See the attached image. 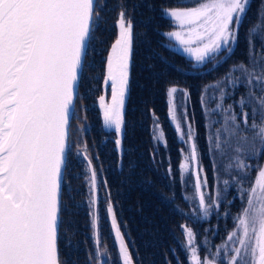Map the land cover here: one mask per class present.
<instances>
[{"label":"snow or ice","instance_id":"1","mask_svg":"<svg viewBox=\"0 0 264 264\" xmlns=\"http://www.w3.org/2000/svg\"><path fill=\"white\" fill-rule=\"evenodd\" d=\"M250 6L251 0H199L193 7L164 9L165 15L180 29L165 35L194 58L191 70H205L208 64L214 70L234 54ZM97 7L96 0H0V264H78L74 259L77 249L71 247V237L64 231V214L75 215L79 204L65 174H71L75 167L72 122L80 119L76 105L84 97L79 89L92 67L88 53L94 33L100 27ZM115 27L118 35L104 62L105 93L98 101L103 126L115 130V145L123 153L125 103L130 90L136 33L132 19L123 9ZM262 28L264 0L257 9V22L250 25L246 36L248 61L234 63L221 80L205 89H212L213 94L219 91L220 103L213 111L222 109L225 113L222 127L207 137L210 151L228 160L225 171L230 172L233 167L238 170L233 183L239 186L246 204L235 217V230L227 237L232 246H223V260L227 264H264V165H256L254 181L244 188L243 181L253 166L242 158L264 159V55L259 59L253 55L255 44L251 35ZM259 42L264 52V35ZM225 84L233 90L240 84L247 86L246 95L234 101L239 106V116L233 104L224 107L226 95H230L224 90ZM178 92L182 94L179 105L182 107L183 100L190 96L188 90L175 84L166 88L168 114L179 138L189 147L179 164L180 180L188 174L194 176L195 195L184 199L197 201L202 216L196 217V221L206 220L211 209L219 208L221 192L217 188L213 197L205 190L208 176L201 167L192 125H187V131L182 126L176 101ZM154 127L159 129L154 139L167 146L163 129L158 123ZM77 155L84 157L90 172L87 204L91 209L96 248L88 264H96L97 258L108 255L101 243V182L86 142ZM168 171L171 172V167ZM215 183H218L216 177ZM106 184L105 180V189ZM229 184L228 179L223 181L225 190ZM65 194L72 204L65 203ZM104 205L116 241V264H138L129 250L115 205L108 198L104 199ZM179 227L188 264H223L218 259L220 249L213 254L215 258L201 256L198 233L187 224ZM62 238H66L63 254ZM99 264L112 262L100 259Z\"/></svg>","mask_w":264,"mask_h":264},{"label":"trees","instance_id":"2","mask_svg":"<svg viewBox=\"0 0 264 264\" xmlns=\"http://www.w3.org/2000/svg\"><path fill=\"white\" fill-rule=\"evenodd\" d=\"M96 2L105 24L94 33L95 39L91 42L88 53V63L92 67L79 89L84 98L77 102L76 110L82 118V124L79 122L76 126L79 119L72 122V133L76 141V148L72 150V163L75 167L71 174L65 175L71 184L72 194L79 208L74 210L76 214L71 217L64 214V231L71 237V247L77 249L74 259L78 264H88L96 248L94 237L90 235L92 227L86 214L90 209L87 204L89 198L87 177L90 175L85 160L82 155H77V152L84 147L85 142L87 145L91 142L88 136L91 127L100 130V119L95 114L96 96L102 90L104 62L109 46L116 36V19L123 9L133 21L136 39L125 115L121 168L113 142L101 148L103 155L101 159L104 162L94 164L95 166L98 164V173L104 172V168L109 170L107 181L111 200L134 260L138 261V264H177V261L188 264L186 250L181 244L184 236L179 225L187 224L198 233L197 240L202 248L200 254L207 256L211 249L219 246L231 231L235 230V217L246 204L240 193L237 194L234 187H231L224 197L220 198L218 209H211V214L206 220H195L196 217L202 216L197 201L184 199V196H194L195 188L192 186L191 178L186 175L183 181L180 180L179 169L183 155L189 147L179 138L168 114L166 88L175 84L190 93L186 100V118L195 131L198 151L201 154V167L208 176L205 190L215 197V161L207 139L209 130L203 95L206 86L221 80L234 63L248 61L246 36L250 25L257 22V9L261 0H251L247 19L241 27L238 44L234 46V54L230 59L217 65L214 70L212 64H208L202 71L191 70V65L195 64L194 58L184 52L178 42L165 35L177 31V25L165 15L164 9L189 7L195 0H96ZM251 35L255 44L252 52H258L261 50L260 38L256 34ZM236 93L234 97L236 100L245 95L241 89ZM82 109L85 110L84 113L81 112ZM156 123L163 129L167 146L154 139ZM77 128H86V131L78 132ZM248 161L254 166L247 177L251 182L256 176V165H263L264 159L254 157ZM73 176L79 178L73 179ZM192 179L194 180V176ZM64 200L67 204L73 203L67 194ZM100 216L102 245L107 248V259L116 264L117 247L107 223L105 207L102 208ZM65 243L66 238H62L60 241L62 254ZM96 264L99 262L96 261Z\"/></svg>","mask_w":264,"mask_h":264},{"label":"rangeland","instance_id":"3","mask_svg":"<svg viewBox=\"0 0 264 264\" xmlns=\"http://www.w3.org/2000/svg\"><path fill=\"white\" fill-rule=\"evenodd\" d=\"M188 1H190V0H188ZM198 2H199V0H195V2L193 3V5H190L189 7L196 6V4ZM169 18H171V17H169ZM178 30H180V29L177 26V31ZM255 34L260 38L261 35H264V28H262V29L258 30L257 32H254L253 33V35H255ZM253 53H254L253 55L256 56L258 59L262 55H264V52H262L261 50L258 51V52L253 51ZM236 75L239 76L240 75L239 72H237ZM179 89H182V88H179ZM240 89L246 95V92H247V86L246 85H243V84L237 85V87H236L235 90H233L228 84H225L224 85L225 92L227 94H230V95H226V98H225V101H224V107H227L228 104H233L234 105L235 112H236V114L238 116H239V106L236 105V104H234V101L236 100L234 97H235L236 91L237 90H240ZM236 94H238V92ZM213 95L215 96L214 99L212 98ZM186 100H187V98H185L183 100V106L182 107H179V105H181V101H182V94L180 92H178L176 94V101H177V105H178V113L182 117L181 123H182V126L185 127V131H187V125L189 124L186 116L184 115V112H185V109H186ZM218 103H220V101H219V91H216L214 94H213L212 89H207V91L206 90L204 91V95H203V106H204V109L206 111V118H207V126H208V130H209V135H211L217 128L222 127V124H223V120H224V116H225L224 111L222 109L213 111V109L216 108V105ZM245 110H250V109H245ZM172 123L175 126V123L173 121H172ZM155 135H159V129H156L155 130ZM159 142H162V141H159ZM188 151H189V149L185 152V154H187ZM211 154L213 155V158H214V161H215L214 162V168H215L216 178L218 179V183H216V190H217V188L220 190V192H221V197L220 198H223L224 195L229 191V189L231 187H234V190L238 194L239 193V186L236 185L235 183H233V181L236 179V172L238 170L235 167H233V169L230 172L225 171L224 170V165L228 163V160L227 159H221L220 156L218 155V153H215V152H212L211 151ZM242 158L245 159V162L247 164L252 165L251 163H249L248 158H245V157H242ZM182 162H183V160H182ZM263 165H264V163H263ZM250 170H249V172H250ZM249 172H248V175H249ZM248 175H247V177H248ZM186 176L189 179L191 178L190 180L192 181V186H193L194 185V180L192 179L193 176L191 174H188ZM225 179H228L230 181V184H229L227 190H225V187L223 185V181ZM253 181H254V179L251 182L249 180H247V178L244 179V181H243V187L244 188L250 187ZM232 244H233V242L232 241H229L226 238L223 242L220 243L219 246L215 247L214 249H211L210 250V254H208L207 256L210 257V258H215L213 256V254L216 252L217 249H220V251H221V257L218 258V259L223 260L224 251H225V249H224L223 246L224 245H228L229 247H231ZM223 264H227L226 260H223Z\"/></svg>","mask_w":264,"mask_h":264},{"label":"flooded vegetation","instance_id":"4","mask_svg":"<svg viewBox=\"0 0 264 264\" xmlns=\"http://www.w3.org/2000/svg\"><path fill=\"white\" fill-rule=\"evenodd\" d=\"M98 4V3H97ZM99 9H100V7H97V11L99 12V14H100V11H99ZM117 20V19H116ZM105 22V20L104 19H100V27L97 29V30H99V29H101V28H103V26H104V23ZM116 23V22H115ZM97 30L95 31V32H97ZM173 41V40H172ZM104 68H105V64H104ZM103 94V80H102V90L100 91V93L96 96V102H95V114H97V116L99 117V119H100V123H101V125H100V130L98 129V130H94V127H91L90 129H89V132H88V136L90 137V141L91 142H89V145H87V151H88V153H90L93 157H94V159H93V164L94 163H103L104 162V160L103 159H101V156H103L102 155V150H101V148L103 147V146H105L107 143H109V142H113V143H115V141H114V139H115V133L113 132V131H106L105 129H104V127H103V124H102V118H101V113H100V111H99V109H98V107H97V100H98V97L100 96V95H102ZM108 95H110V89H109V91H108ZM85 109L87 108V107H84ZM81 110V109H80ZM81 112H85V110L83 111V109H82V111ZM80 112V113H81ZM79 122H80V125L82 124V118L80 117V119H79V121H78V123H77V125L76 126H78V124H79ZM75 126V127H76ZM74 131H75V128H74ZM74 137H75V135L72 133V141H73V148H72V150H74L75 148H76V141H75V139H74ZM98 141H100V146L98 145ZM102 145V146H101ZM83 157V156H82ZM83 159H84V157H83ZM85 160V159H84ZM85 162H86V160H85ZM86 164H87V162H86ZM95 165V164H94ZM97 166H98V164H97ZM97 166H96V168H97ZM119 168H121V164L119 163ZM97 172H98V170H97ZM89 175H90V172H89ZM109 175H110V173H109V170H108V168H104V172H101V173H98V179L100 180V182H101V187L99 188V195H100V198H101V201H100V205H99V208H100V212L102 211V208L104 209V207H105V205H104V199L105 198H108V199H110L111 200V195H110V197H108L107 196V192H110V190H109V188H108V181H107V177L109 178ZM106 180V182H107V184H106V189H107V192H106V189L104 188V185L102 186V184H103V181H105ZM111 202H112V200H111ZM113 203V202H112ZM90 211H91V209H89L88 211H86V214L88 215V218H89V221H90V227H91V217H90V215H89V213H90ZM107 214V213H106ZM107 223L109 224V226H110V222H109V219H108V215H107ZM101 225V224H100ZM101 228V227H100ZM110 230H111V226H110ZM100 231H101V229H100ZM112 233V232H111ZM91 236H93L94 237V242H95V236H94V234H93V229L91 230V234H90ZM113 236V235H112ZM101 243H102V241H101ZM95 247H96V243H95ZM104 248H106L105 246H104ZM107 249V248H106ZM103 250V249H102ZM107 257H108V255L106 256V257H100V258H97V263L99 262V260L100 259H107Z\"/></svg>","mask_w":264,"mask_h":264},{"label":"water","instance_id":"5","mask_svg":"<svg viewBox=\"0 0 264 264\" xmlns=\"http://www.w3.org/2000/svg\"><path fill=\"white\" fill-rule=\"evenodd\" d=\"M117 35H118V29L116 28V36H115V38L113 39V41L111 42V43H113L114 42V40L117 38ZM111 45V44H110ZM110 50V46H109V49H108V51ZM107 54H108V52H107ZM105 93V90H104V87H103V94ZM102 94V95H103ZM129 94H130V90H129ZM129 94H128V97H127V99H126V103H125V115H126V107H127V103H128V99H129ZM109 98H110V95H109ZM97 107H98V109H99V111H100V113H101V118H102V124H103V116H102V109H100V107H99V101L97 100ZM104 127V126H103ZM104 129L106 130V131H113L114 133H115V130L114 129H106L105 127H104ZM117 138V135H116V133H115V139ZM115 139H114V141H115ZM116 149H117V151H118V155H119V163H121V160H122V155H123V153H121V151H120V149H118L117 148V146H116ZM108 219H109V222H110V217H108ZM112 235H113V238H114V234L112 233ZM114 241H115V238H114ZM115 245H116V241H115ZM117 247V246H116ZM130 250V249H129Z\"/></svg>","mask_w":264,"mask_h":264}]
</instances>
